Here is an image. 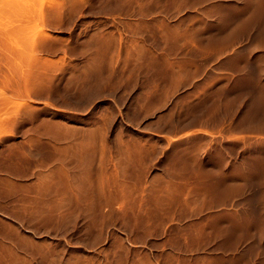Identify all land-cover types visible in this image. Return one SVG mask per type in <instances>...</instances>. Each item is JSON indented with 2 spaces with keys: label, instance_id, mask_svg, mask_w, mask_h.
<instances>
[{
  "label": "rangeland",
  "instance_id": "374dc122",
  "mask_svg": "<svg viewBox=\"0 0 264 264\" xmlns=\"http://www.w3.org/2000/svg\"><path fill=\"white\" fill-rule=\"evenodd\" d=\"M56 1L0 0V264H205L160 184L185 88L264 87V0ZM212 138L175 150H234Z\"/></svg>",
  "mask_w": 264,
  "mask_h": 264
},
{
  "label": "crops",
  "instance_id": "0c3cea01",
  "mask_svg": "<svg viewBox=\"0 0 264 264\" xmlns=\"http://www.w3.org/2000/svg\"><path fill=\"white\" fill-rule=\"evenodd\" d=\"M188 71L194 79L203 70L190 66ZM185 89V95L209 98L207 109L197 99L195 122L190 109L183 132L175 136L173 174L181 181L160 184L155 207L160 233L166 225H191L200 239L197 250H210L205 264H264V152L258 147L264 142V87ZM194 134L212 135V142L234 150H175L178 140Z\"/></svg>",
  "mask_w": 264,
  "mask_h": 264
},
{
  "label": "bare ground",
  "instance_id": "6f19581e",
  "mask_svg": "<svg viewBox=\"0 0 264 264\" xmlns=\"http://www.w3.org/2000/svg\"><path fill=\"white\" fill-rule=\"evenodd\" d=\"M55 1H56V0H55ZM62 1H63V0H62ZM56 2H57V1H56ZM58 2H59V1H58ZM60 2H61V1H60ZM60 2L57 4L58 7H61V6L64 5V3L62 4V3H60ZM55 5H56V3H55ZM56 12H57V11H56ZM10 22H11V21H10ZM12 24H13V23H12ZM7 254H8V253H7ZM7 254H6V255H7ZM13 254H14V252H13ZM10 255H11V254H10ZM4 256H5V254H4ZM7 256H8V255H7ZM12 256H13V255H12ZM5 257H6V256H5ZM10 258H12V257L10 256ZM10 258H8V259H10ZM4 261L7 262L6 260H4ZM11 261H12V260H11ZM11 261L9 260V262H11ZM5 262H4V263H5ZM7 263H8V262H7Z\"/></svg>",
  "mask_w": 264,
  "mask_h": 264
}]
</instances>
